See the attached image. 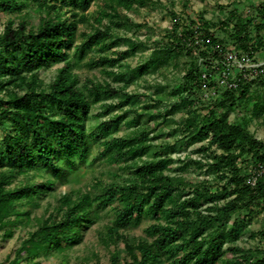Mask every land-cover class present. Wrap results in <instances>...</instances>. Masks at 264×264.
<instances>
[{
  "label": "trees",
  "instance_id": "trees-1",
  "mask_svg": "<svg viewBox=\"0 0 264 264\" xmlns=\"http://www.w3.org/2000/svg\"><path fill=\"white\" fill-rule=\"evenodd\" d=\"M29 1L32 0H0V11L20 12ZM34 1L45 12L36 26H28L27 15H22L16 27L13 26L15 21L9 19L0 33V94L5 97L0 103V125L11 129L0 144L2 236H12L7 226L29 223L30 209L20 211L19 204L38 206L40 194L50 192L87 162L90 143L95 142L99 155L107 157L108 164L132 161L125 164L132 179L124 185L105 183L98 177L92 184L96 189L93 194L62 192L56 199L54 211L32 224L33 230L22 241L19 250L25 252L29 264L41 255L61 252L78 243L83 229L91 226L99 211L107 208L112 210L113 217L105 230L98 232V237L107 245L122 243L124 248L122 257L118 251H113L111 264H217L226 254L225 244L235 240L240 229L246 227V218L255 209H264V173L254 186L246 183V168L264 164V142L250 134L246 124L230 123L225 118L246 88L264 79L243 84L235 91H224L219 100L209 105L208 113L201 116L193 109L192 116L185 119L184 129L193 131L191 139L204 143L200 146L204 157L192 162L201 169L204 167L207 173L211 171L217 182L213 186L205 179L188 186L182 175L170 173L172 169L168 164L174 145L167 144L160 149L152 145L150 140L155 135L149 137V129H137L129 137L106 138L111 126L123 116L116 115L88 131L89 96L97 100L114 90L108 82L88 78L82 87H77L78 78L72 72L74 64L89 50H94L98 55L90 57L87 65L101 66L114 80H122L124 72L108 71L106 66L120 67L123 57L134 52L138 43L129 42L127 49L105 54L110 47L111 29L120 25L116 18L132 22L123 11H131L135 5L147 6L153 0H104L95 14H88L93 0ZM260 12L264 17V5ZM80 22H89L91 29L80 33L76 41ZM194 22L189 21L180 32L172 29L166 33L163 50L166 56L171 51H192L187 43L193 35ZM234 34L238 40L249 38L242 27L237 26ZM161 51L157 48L151 57L159 58ZM200 54L206 56L205 51ZM51 58L63 65L45 86L38 71ZM197 58L185 73L186 82L182 84L185 96L181 95L177 104L195 105L190 94L200 86ZM203 64L206 68L208 60ZM145 66L136 68L138 75L145 73ZM175 106L166 109L164 114H170ZM113 108L111 104L103 105L102 112ZM139 118V115L133 116L127 124L138 125ZM144 154L150 159L141 163L133 161ZM177 160L181 162L180 169L186 168L185 158L177 157ZM17 176H21V180L8 186ZM242 209L248 211L246 215L240 213ZM14 214L16 217L11 218ZM143 214L152 215L156 221L143 229L144 236L120 232L121 228L136 225ZM229 250L237 255L222 259L225 264H264V256H256L251 250L236 246Z\"/></svg>",
  "mask_w": 264,
  "mask_h": 264
},
{
  "label": "rangeland",
  "instance_id": "rangeland-1",
  "mask_svg": "<svg viewBox=\"0 0 264 264\" xmlns=\"http://www.w3.org/2000/svg\"><path fill=\"white\" fill-rule=\"evenodd\" d=\"M103 1L93 0L88 9V14H95L97 9L102 6ZM261 5H264V0H153V3L147 6L135 5L131 11H123V14L131 18L132 22L126 21L123 17L116 18L120 25L112 27L111 36L108 39L110 47L104 53L110 54L114 50L127 49L129 42L138 43L134 52L123 57L120 67L106 66L108 71L124 72V78L114 80V77L107 75L101 66L87 65L90 57H97L98 55V52L94 50H89L85 57L72 67V72L78 78L77 87H82L88 78L101 83L108 82L115 91L110 92L107 97L101 95L97 100L94 96H89L91 108L86 118L88 131L100 121L108 120L116 115H123L116 125L111 126L106 138L129 137L137 129H149V137L155 135L150 140L152 145L159 147V149L167 144L175 147L174 151L170 152L172 158L168 164L172 169L170 173L182 175L188 186L205 179L216 186L217 182L213 173L211 171L207 173L204 167L201 169L198 164L192 162V160L204 157L200 150V146L204 143L194 142L191 139L193 131H187L183 126L185 119L192 116L193 109H196V113L201 116L208 113L207 108L213 103V100L210 102L203 99L200 93L204 88L199 86L190 94V98L195 101L194 106L177 104L181 95L185 96L182 84L186 82L184 76L191 67V62L196 61L197 57H201L202 60L197 58L200 64L198 73L206 69L205 64H203L205 56L199 52L205 51L207 47L197 48L196 54L192 52L193 50L186 52L182 49L181 51H171L166 56L163 53L164 44L167 41L166 33L172 29L180 32L184 25L194 20V23L199 24L203 31L210 33L217 43H223L241 51L246 49V42H248L246 45L253 47H255L254 44H257L255 49L259 54H263L264 17L260 12ZM22 15H27L28 26H36L45 12L37 7L34 0L29 1L28 5L22 8L20 12L1 10L0 33L9 19L15 21L13 26L16 27ZM237 26L244 29L249 37L247 41L246 39L238 40L235 38L234 33ZM77 27L76 41H79L80 33L89 32L91 27L89 22H80ZM157 48L162 49L160 57L152 58L151 54ZM69 52L72 54L71 48ZM62 65L63 62H55L51 58L46 66L39 69L38 77L45 86L51 83L56 69ZM140 65H146V71L143 75L137 74L136 68ZM263 81L252 83L246 88L244 94L237 98L234 107L227 112L225 118L230 123L246 124L248 132L264 142ZM4 99V94H0L1 104ZM107 104L113 105L114 108L103 113V105ZM173 104H176L173 111L165 115V110L170 109ZM138 115L140 116L138 125L127 124L130 118ZM6 133H11V129H5L0 125V144ZM98 149L97 143H90L87 162L68 175L64 182L57 183L50 192L40 194L38 206L30 207V205L19 204L18 209L20 211L30 209V220L28 224L15 223L12 226H7L6 229L12 230L10 238L3 237L4 230L0 231V264H29L25 258V252L19 250L22 241L33 230L32 224L34 225L39 218H46L50 212L54 211L56 199L62 192L82 191L93 194L96 189L92 184L94 179L98 177L103 179L105 183L119 182L124 185L132 179L130 170L125 168V164H131L132 161L108 164L107 157L99 155ZM177 157L185 158L186 168L180 169L181 162L177 160ZM149 159L150 157L144 154L133 161L141 163ZM109 170H113L115 174ZM1 171L2 168H0V173ZM20 180L21 176H17L8 186L12 187ZM219 203H222V200ZM247 212L246 209L240 210L242 215H246ZM15 217L14 214L11 218ZM112 217L113 212L109 208L99 211L95 222L83 229L82 238L78 243L66 247L61 252L41 255L34 260L33 264H96L97 261L98 264H111L113 251H118L119 256H123V244L114 245L110 243L107 245L99 239L98 232L105 230V226L111 222ZM246 221V227L240 229L236 239L225 244L226 254L217 264H225L222 259H229L237 255V252L229 250L235 246L244 251L251 250L256 256H264V209H255L254 213L246 218ZM154 222L156 221L152 215L143 214L136 225L121 228L120 232L130 236H144L143 229ZM63 244L65 245L64 242ZM165 264L169 263L165 262Z\"/></svg>",
  "mask_w": 264,
  "mask_h": 264
},
{
  "label": "built area",
  "instance_id": "built-area-1",
  "mask_svg": "<svg viewBox=\"0 0 264 264\" xmlns=\"http://www.w3.org/2000/svg\"><path fill=\"white\" fill-rule=\"evenodd\" d=\"M192 28L193 35L187 43L192 52L196 54L197 48L207 47L203 60H208L209 64L198 74L200 86L204 88L203 99L216 101L226 90L235 91L243 84L264 79V53L258 55L252 45H247L243 51L228 47L213 41L212 35L204 33L199 25L195 24ZM263 173L264 164L249 165L246 168V183L254 186Z\"/></svg>",
  "mask_w": 264,
  "mask_h": 264
},
{
  "label": "crops",
  "instance_id": "crops-1",
  "mask_svg": "<svg viewBox=\"0 0 264 264\" xmlns=\"http://www.w3.org/2000/svg\"><path fill=\"white\" fill-rule=\"evenodd\" d=\"M255 47H257V44H254ZM255 51H257V49H255ZM258 55H262V54H259V52H257Z\"/></svg>",
  "mask_w": 264,
  "mask_h": 264
}]
</instances>
